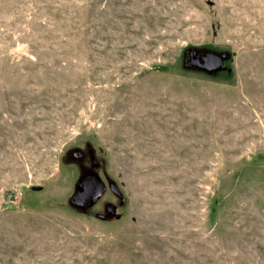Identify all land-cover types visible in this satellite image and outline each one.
<instances>
[{
    "label": "rangeland",
    "instance_id": "rangeland-1",
    "mask_svg": "<svg viewBox=\"0 0 264 264\" xmlns=\"http://www.w3.org/2000/svg\"><path fill=\"white\" fill-rule=\"evenodd\" d=\"M0 264H264V0H0Z\"/></svg>",
    "mask_w": 264,
    "mask_h": 264
},
{
    "label": "flooded vegetation",
    "instance_id": "flooded-vegetation-1",
    "mask_svg": "<svg viewBox=\"0 0 264 264\" xmlns=\"http://www.w3.org/2000/svg\"><path fill=\"white\" fill-rule=\"evenodd\" d=\"M204 50L205 49L197 51L199 53H202ZM63 163L66 164L67 167L68 165H72V170L68 169L66 171L68 179H73V187L71 193L69 194L70 197L68 200L69 206L72 207L74 210H77L78 212L87 213L94 206L99 205L98 203L101 202L104 197L107 196L116 199L118 205L108 203L104 205L103 209H105V213L108 216L116 217V208L118 206L122 207L123 195L121 187L120 185L116 184V182L111 181L108 178L102 177L99 174V171L102 167L100 165V162L96 159L93 149L88 144L82 146H73L64 152ZM97 178L100 182L97 180ZM94 183L95 185L99 184L102 189L100 196L97 197L93 204L82 202L79 203L78 206L71 205V198L74 197V194L76 192L78 194L84 193L85 186H91ZM77 185H79L80 189L76 191ZM97 190H99V187ZM98 216L99 218L103 217L99 214Z\"/></svg>",
    "mask_w": 264,
    "mask_h": 264
},
{
    "label": "water",
    "instance_id": "water-1",
    "mask_svg": "<svg viewBox=\"0 0 264 264\" xmlns=\"http://www.w3.org/2000/svg\"><path fill=\"white\" fill-rule=\"evenodd\" d=\"M230 57L227 52H213L209 50H204L202 53H199L193 48H188L183 53L182 64L184 69H191L200 72H205L208 75L216 74L218 71L225 70L226 66L223 61L228 60ZM99 181V179L97 178ZM100 182V181H99ZM99 187V190H97ZM97 188V189H96ZM80 187L77 185L76 191ZM101 187L99 184L95 183L91 186H85L84 193H75L74 197L71 198V205L78 206L79 203H89L93 204L94 201L100 196ZM97 190V193H96Z\"/></svg>",
    "mask_w": 264,
    "mask_h": 264
},
{
    "label": "trees",
    "instance_id": "trees-1",
    "mask_svg": "<svg viewBox=\"0 0 264 264\" xmlns=\"http://www.w3.org/2000/svg\"><path fill=\"white\" fill-rule=\"evenodd\" d=\"M213 209H214V208L211 209V213H212V214L214 213V212H213Z\"/></svg>",
    "mask_w": 264,
    "mask_h": 264
}]
</instances>
